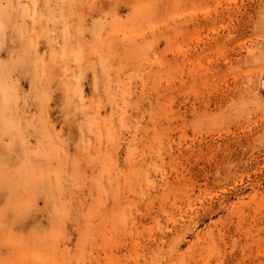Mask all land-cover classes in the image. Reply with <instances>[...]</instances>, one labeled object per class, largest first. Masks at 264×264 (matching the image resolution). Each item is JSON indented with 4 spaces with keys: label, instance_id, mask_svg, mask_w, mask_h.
Segmentation results:
<instances>
[{
    "label": "rangeland",
    "instance_id": "obj_1",
    "mask_svg": "<svg viewBox=\"0 0 264 264\" xmlns=\"http://www.w3.org/2000/svg\"><path fill=\"white\" fill-rule=\"evenodd\" d=\"M0 264H264V0H0Z\"/></svg>",
    "mask_w": 264,
    "mask_h": 264
},
{
    "label": "bare ground",
    "instance_id": "obj_2",
    "mask_svg": "<svg viewBox=\"0 0 264 264\" xmlns=\"http://www.w3.org/2000/svg\"><path fill=\"white\" fill-rule=\"evenodd\" d=\"M9 5L11 6V4H9ZM29 8H30V7H29ZM27 9H28V8L26 7V10H27ZM27 11H28V10H27ZM29 12H30V11H29ZM27 14H28V12H27ZM195 51H196V50H195ZM199 56H200V55H199ZM194 57H195V56H194ZM194 57H193L192 59H194ZM197 58H198V56H197ZM199 58H200V57H199ZM199 58H198V59H199ZM192 59H191V60H192ZM195 59H196V57H195ZM179 64H180V63H179ZM179 64H178V65H179ZM196 82H198V81H196ZM196 82H195V83H196Z\"/></svg>",
    "mask_w": 264,
    "mask_h": 264
}]
</instances>
